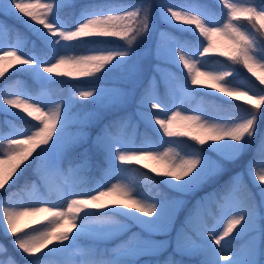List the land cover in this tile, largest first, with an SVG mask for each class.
<instances>
[{"label":"snow or ice","instance_id":"obj_1","mask_svg":"<svg viewBox=\"0 0 264 264\" xmlns=\"http://www.w3.org/2000/svg\"><path fill=\"white\" fill-rule=\"evenodd\" d=\"M218 2L219 11L198 0H102L84 4L77 12V0H0V15L19 20L33 37L0 20V78L14 70L11 77L0 79V116L4 117L0 190L14 187L30 168L37 178L0 198V229L13 237L25 264H139L142 256L162 255L171 241L145 239L137 233L112 249H101L96 242L119 236L130 226L149 236L168 234L183 202L165 196L159 185L181 194L194 193L223 171V161H237L252 147L264 119V2ZM154 20L193 39L160 31L155 48L138 53L134 46L152 36ZM113 39L123 44L107 47ZM149 54L182 65L188 82L161 73L170 105L157 91L155 77L142 90L136 115L152 128L156 139L145 136L137 146L128 135L129 129H135L131 116L101 128L93 146L106 167L95 186L89 187L88 149L77 161L69 160L67 168L63 163L87 143L85 129L99 114L92 111L76 117L73 107L89 100L100 107H115L126 103L128 94L116 90L109 98L104 89L93 87L59 99L62 90L56 86L68 83L66 78L94 77L105 68L139 77L141 59ZM240 69L259 83L240 79ZM156 70L161 72L159 67ZM196 85L243 101L247 105L240 107L243 114L224 119L208 115L203 108H185V98L198 91L192 87ZM73 125L80 130L69 132ZM146 160L156 166L143 163V168L159 180L132 167ZM247 172L259 190V203L244 174L237 173L221 186L225 195L213 200L217 211L205 212L206 201L201 198L176 230L172 253L147 264H185L176 256H198L196 264H264V136ZM109 197L115 199L106 202ZM245 237L244 247L234 250L235 242ZM86 238L93 243L81 246ZM0 264H19L2 244Z\"/></svg>","mask_w":264,"mask_h":264},{"label":"trees","instance_id":"obj_2","mask_svg":"<svg viewBox=\"0 0 264 264\" xmlns=\"http://www.w3.org/2000/svg\"><path fill=\"white\" fill-rule=\"evenodd\" d=\"M130 1H137V0H109V2L112 3H126ZM99 3L102 2V0H77V8L76 11H79V8L87 3ZM172 2L175 3H181L183 0H172ZM199 3L207 5L209 8L219 11L220 4L217 0H198ZM258 3L264 2V0H257ZM71 11V10H69ZM0 18L2 21H4L7 25L11 26L14 29L19 30V32L23 33L26 36H30L31 33L24 27L20 22H18L15 19L5 17L3 15H0ZM156 28L163 29L164 32H169L172 35L180 38V39H193V37L188 33H181L176 31L175 29L169 28L167 25L163 23H158L154 20V30ZM154 32V31H153ZM32 36V35H31ZM33 39V37H32ZM145 40L140 41L137 45L134 47L136 49L142 48L143 42ZM123 44L122 41H119L117 39H113L112 42L106 46L109 45H119L121 46ZM146 46V45H145ZM144 46V48H146ZM151 47V41L149 39V48ZM86 49H78V51L83 52ZM225 59V58H220ZM131 62V61H130ZM129 62V63H130ZM144 69H146V73L142 74V77H136L134 81V76H130L126 73L122 72H109L107 69L101 71L98 75L95 76L94 80L99 82H106V83H112L119 85L122 88H127L132 90L133 88V98L132 100H128L123 105L115 106V107H100L97 105H94L90 100L89 101H82L78 104H76L73 107V114L76 117H82L87 112L95 111L99 115L94 123H92L90 126H88L85 131L88 133V141L85 144H82L75 148L70 155L65 159L63 163V167H68L69 160H72L73 162L77 161L80 158V153L84 151V149H88V155L91 163V169L87 174V179L89 181V187H94L96 181H98L101 177V169L106 167V164L103 162L102 154L97 152V150L93 146V141L95 140L97 134L100 132L101 128L104 125H107L111 123L112 121L119 120L121 117L125 116H131L133 122L135 123V129H129L128 135L129 137L134 141V143L137 146H140L142 141L144 140L145 136L151 137L152 139H156V134L153 132L152 128L146 127L143 121L139 119V117L136 115V109H137V103L140 97V94L142 90L149 84V82L152 80L153 77H155V81L157 82V86L160 91V95L162 98H164V102L167 104H171V101H169L165 96V80L162 79L161 73L163 72L165 76H174L179 79L180 83H187V79L185 77L184 71L178 69L172 64L164 63L157 61L153 55L149 54V61L145 62ZM159 67L161 69V72H158L156 69ZM14 70H10L9 73L5 74V78L0 79H7L8 77L12 76V73ZM145 74V75H144ZM14 79H26V77L23 76H15L12 77ZM239 78L240 79H249L251 81H254L255 83H259L258 81H255L254 77H251L250 73H247L246 69H240L239 70ZM31 83V81H28ZM81 84L78 80H68V83L61 84L56 86L57 88L61 89L62 91L58 93V98H63L67 96L70 92L78 88V85ZM135 87V89H134ZM198 89L197 92H193V95L191 98H188L186 100L187 106H194V105H200L208 115L215 117V116H240L243 113L240 111V107H246L247 105L244 104L243 101H236L233 99H230L229 97H224L223 94H220L218 92H212L208 91L201 87H195ZM208 93H215L208 94ZM78 99V97H77ZM107 103V100H106ZM157 111V110H153ZM77 126V125H74ZM78 127V126H77ZM79 128V127H78ZM261 136H264V119H262L259 122L257 134L254 138V142L252 144V147L237 161L229 162V161H223L222 167L223 171L213 179H211L208 183H206L203 187H201L199 190L195 191L191 194H181L179 192L173 191L164 185H159V190L165 194V196L169 198H174L177 200H181L183 202V207L179 211L178 216L175 221V229H178L181 227L182 223L184 222L185 217L188 215L189 211L193 208V206L197 203V198L202 197L204 193L207 194H215L217 197L225 195L224 189H222V185H226L228 181L232 177H234L237 173H243L244 174V181L247 184L248 189L252 193V195L255 197V200L257 203L260 201L259 196V190L256 186H254L251 178L248 175L247 172V163L250 159H252L254 152L256 150L257 144L260 141ZM188 139V138H184ZM190 144H194L195 142L188 140ZM197 147H200L199 145H196ZM210 156H212L213 159H218L216 154L214 153H206ZM132 167L139 168L142 172H147L149 175H152L155 177L154 173L150 172V169L143 168V162L141 165H132ZM157 180H159V177H155ZM15 179V178H14ZM36 176L34 175L33 169H29L24 176L20 178V180L15 184L14 187H9L8 185L5 186V189L0 190V198L3 196L8 195L10 191H17L19 189L24 188L26 182H34L36 181ZM12 182H10L11 185ZM144 190L147 191V186L144 187ZM25 193H23L24 195ZM117 219H120V217H117ZM141 233L149 238H160L157 236H149L141 231ZM128 234H126L121 240L126 241L128 238ZM13 237L11 235H5L3 230L0 229V241L3 243V245L7 248L8 253L13 256L19 264H25V261L23 257L21 256V253L18 252L12 243ZM242 240V239H241ZM236 241L233 245V248H238L240 241ZM83 242H93L90 239H83L81 240ZM98 246H107L110 243H106L104 241L96 242ZM168 256V253H164L157 257H152L153 259L163 260ZM200 257H184L183 260L187 263L194 262L196 264V261L199 260Z\"/></svg>","mask_w":264,"mask_h":264},{"label":"rangeland","instance_id":"obj_3","mask_svg":"<svg viewBox=\"0 0 264 264\" xmlns=\"http://www.w3.org/2000/svg\"><path fill=\"white\" fill-rule=\"evenodd\" d=\"M218 1V0H217ZM135 2H139V0H137V1H130V2H126V3H135ZM0 20H1V18H0ZM16 20V19H15ZM18 22H20L19 20H17ZM24 27H25V25L22 23V22H20ZM27 29V28H26ZM160 31H163V29H161V28H156L155 27V30H154V32H153V34H152V36L149 38L150 39V41H151V47L149 48V39H147V40H145L144 42H143V46H142V48H138V49H136V51L138 52V53H145L146 52V50H149V49H154L155 48V44H156V41H157V38H158V32H160ZM174 36V35H173ZM32 36L30 35L29 36V39L31 38ZM147 47H146V46ZM117 46H119V45H109V46H107V47H117ZM144 46L146 47V48H144ZM86 51V50H85ZM84 52V51H83ZM153 57L155 58V56L153 55ZM136 59V57H133V60H135ZM156 59V58H155ZM157 60V59H156ZM149 61V55H145L142 59H141V64H142V68H143V72H142V74L143 73H146V69H144V63L145 62H148ZM158 61V60H157ZM160 62H162V61H160ZM130 64H131V62H130ZM170 64V63H169ZM172 65H174L175 67H177L178 69H182V65H180V66H177V65H175V64H172ZM105 69H107V68H105ZM104 69V70H105ZM103 71V70H102ZM99 74V73H98ZM97 74V75H98ZM142 74L140 75V77H142ZM145 75V74H144ZM94 78H95V76L94 77H85V78H79V79H71V78H66V79H68V80H78V81H80V82H82V84L81 85H79V88L78 89H76V90H73V91H76V92H78L79 90H81V89H88V88H93V87H99V88H102V89H104L105 90V93L107 94V95H109V98H110V94L111 93H113V92H115L116 90H120V91H122L123 93H126V94H128V99H127V101L129 100H132V98H133V88H132V90H130V89H127V88H122V87H120L119 85H116V84H112V83H106V82H95V80H94ZM135 76H134V81H136L135 80ZM201 79H204L203 77H201ZM85 82V83H84ZM84 83V84H83ZM155 86H156V88H157V91L159 92V94H160V91H159V88H158V86H157V82L155 81ZM193 88H195V87H201V88H204V89H206V90H208V91H212V92H216L214 89H208L205 85H196V86H192ZM134 89H135V87H134ZM192 95H193V93L190 95V96H188V97H186L185 98V103H184V107L185 108H187V109H189V110H195V109H198V108H202L200 105H194V106H187V103H186V100L188 99V98H191L192 97ZM59 99H62V98H59ZM231 99V98H230ZM215 117H217V118H224V119H227L228 118V116H215ZM3 119H4V117L3 116H0V122H2L3 121ZM80 129L77 127V126H71L70 128H69V132H71V133H76V132H78ZM143 163H147V164H149L150 165V167H155L156 165H155V163L153 162V161H150V160H146V161H143ZM25 196V198H27V193L24 195ZM201 198H204L205 199V201H206V204H205V206H204V211L205 212H208V213H215L216 211H217V207H216V204L213 202V200L214 199H216V198H219V197H217V196H215V195H213V194H211V198L209 197V194H204L202 197H200V198H198L197 199V202L198 201H200L201 200ZM115 199V197H109V198H106V202H109V201H111V200H114ZM182 200V199H181ZM180 200V201H181ZM179 229V228H178ZM176 230L177 229H175V226H174V228H172L170 231H169V233L168 234H155V235H153V236H158V237H162V236H164V237H162V238H148V237H146V236H144L142 233H141V229L138 227V226H130V229L127 231V232H125V233H123V234H121V235H119V236H116V237H113V238H110V239H108V240H104V241H106V242H113V244H111V245H109V246H105V247H100V246H98V247H100L101 249H112V248H115L117 245H120L122 242H119V239L120 238H122L126 233H129V237L130 236H132V234L133 233H137V234H139L141 237H143V238H145V239H151V240H155V241H165V242H169V241H171L172 242V244H170L169 245V247H168V249H167V253H168V255L170 254V253H172V251H173V247H174V242H175V238H176ZM144 233V232H143ZM145 234H147V233H145ZM149 235V234H148ZM189 235H191V233H189ZM129 237H128V239L126 240V241H128L129 240ZM193 239H195V237L193 236L192 237ZM246 240H247V237H245L244 239H242L241 241H240V245H239V247L238 248H233L234 250L235 249H242L243 247H244V245H245V243H246ZM0 244H2L1 242H0ZM79 244L81 245V246H86V245H90V244H92V242H83V241H80L79 242ZM3 245V244H2ZM143 257V259L142 260H140L139 261V264H147V262H155V261H157V260H154V259H152L151 257H157V256H142ZM184 257H188V256H183V257H181V256H176V259H178V260H183V258ZM189 258V257H188ZM184 261V260H183ZM185 262V264H194L193 262H191V263H187L186 261H184Z\"/></svg>","mask_w":264,"mask_h":264}]
</instances>
